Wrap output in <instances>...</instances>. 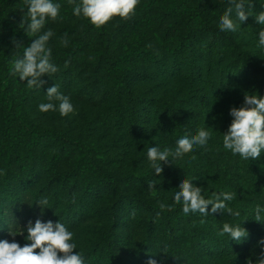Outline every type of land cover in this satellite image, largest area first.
Masks as SVG:
<instances>
[{
    "label": "rangeland",
    "instance_id": "1",
    "mask_svg": "<svg viewBox=\"0 0 264 264\" xmlns=\"http://www.w3.org/2000/svg\"><path fill=\"white\" fill-rule=\"evenodd\" d=\"M53 2L61 6L57 20H46L41 32L29 37L27 25H21L27 14L26 0H10L11 9H6L7 2L0 0V48L11 56L1 69L12 79L15 107L25 109L39 129L58 135L40 140L32 155L28 145L32 137L20 124L22 112L12 132L2 133L0 129V240H15L23 246L28 243L25 237L29 221H60L74 233L77 252L98 247L101 257L111 252L119 257V264H147L149 259H155L157 264H194L195 247L186 241L191 236L175 233L188 251L176 244L158 204L180 205L175 204L174 193L184 179L202 188L206 199L213 193H235V198L225 203L234 212L239 211V217L227 212L211 213L209 205L210 214L206 216L199 212L185 214L198 229L209 232L207 235L214 240L222 231L224 218L248 229L255 221L256 206L264 208V151L257 160H243L224 149L223 134L233 119L230 109L241 107L245 94L260 93L261 77L251 75L245 65L249 60L264 70V47L258 46L259 31L264 25L255 20L264 12V0H244V11L249 15L242 23L236 20L229 0H194L205 7L203 18L216 27L224 12L233 7L232 18L240 25L234 32L237 50L221 51L217 46L209 54L205 44L208 32L198 29L191 40L195 45L193 60L186 52L177 64L172 51L185 29L174 11L175 0H139L131 19L113 17L104 25L105 35L93 37L86 55L74 56L70 54L73 34L67 32H76L80 24L65 14L74 5L69 0ZM25 20L30 22L27 16ZM48 30L53 32L48 42L51 62L58 71L43 75L45 83L41 88H30L26 80L21 81L11 71L13 61L23 56V47L15 48L13 41L29 46ZM63 38L67 46L61 43ZM109 43L113 54H130L122 62L121 71L141 100L137 105L140 115L135 118L126 97L114 92L119 73L104 71L99 51ZM55 85L74 107L67 116L60 115L58 105L56 111L39 110L41 103L48 102L47 89ZM6 105L0 103V124ZM173 115V126L164 124ZM202 127L211 133L206 146H194L192 152L176 159L170 156L167 163L161 162L163 172L155 175L147 158L148 148L174 151L181 138L179 133L191 138ZM80 147L89 158H82ZM152 177L163 180L164 187L155 185V191H149ZM104 180L112 183L109 193L102 190ZM128 195L144 208L138 213H126L127 223L112 226L110 207ZM44 198L49 203L41 206L47 207L42 214L36 203ZM147 205L156 208L155 216L148 218ZM180 211L183 213L182 208ZM110 227L123 234V241L109 237ZM21 228L24 235H9V231L19 234ZM187 230L192 235L193 229ZM237 245L227 234L219 235L218 245L211 252L196 254L195 262L246 264L251 257L255 264L261 246Z\"/></svg>",
    "mask_w": 264,
    "mask_h": 264
},
{
    "label": "clouds",
    "instance_id": "2",
    "mask_svg": "<svg viewBox=\"0 0 264 264\" xmlns=\"http://www.w3.org/2000/svg\"><path fill=\"white\" fill-rule=\"evenodd\" d=\"M27 14L30 22H26L25 16L22 18L21 25H27L25 31L29 37L35 36L44 28L46 20H57L60 12V4L54 3L53 0H26ZM73 4V14L77 17L83 16L88 19L91 24L97 28L104 26L113 17H120L128 20L135 15V9L139 4V0H69ZM236 11V20L244 22L248 19V13L244 11V0H229ZM233 7H229L220 18V31L235 32L240 26L236 20L232 18ZM258 25H264V12L259 13L255 17ZM67 34H65L66 36ZM53 32L48 30L35 38L29 46H24L18 41H13L15 48L23 47V56L12 63V73L18 74L21 81H27L28 87H37L45 83L41 77L45 74L51 76L58 71L57 66L51 62V48L48 47L50 37ZM61 43L67 46V39L63 38ZM259 47H264V29L259 31ZM67 62L65 67H67ZM47 103H41L39 110L41 112L58 111L61 116H67L74 112V107L70 102V98L62 94L58 90V85L47 89ZM230 115L233 117L227 132L223 134V147L230 150L232 154H238L243 160H257L264 151V96L257 94L244 95L243 105L239 108L230 109ZM211 133L200 128L196 135L189 138L186 134L176 142L173 150L165 148L161 151L158 147L152 146L147 150V158L154 169L155 175L163 172L161 162L167 163L171 156L173 159L182 157L184 154L193 151L194 146L204 147L210 139ZM196 157L193 156L192 159ZM149 191H155V183L148 182ZM179 190L174 193L175 204L182 203V211L184 214L189 212H199L202 215H208L209 205H211V213L227 212L229 215L239 217V211H233L228 207L225 201H232L235 193L221 192L213 193L211 198L206 199L202 195V188L196 187L192 180L184 179L179 184ZM47 198L41 199L36 204L41 208V213L48 205ZM159 208L171 210V206L162 202H158ZM254 220L260 222L264 208L259 205L255 208ZM22 229V228H21ZM27 235L25 237L28 243L21 246L13 240L9 242L7 239L0 240V264H84L83 255L77 251V244L73 242L74 233L66 228V226L51 220L43 222L37 219L35 223L29 221L26 228ZM227 234L231 240L239 243L248 237L247 230L240 224L235 226L224 223L222 231L219 235ZM9 235H24V229L19 234H13L9 231ZM261 251L256 255L255 264H264V239L258 241ZM38 250V251H37ZM147 264H157L155 259H149ZM246 264H254L251 257L247 259Z\"/></svg>",
    "mask_w": 264,
    "mask_h": 264
},
{
    "label": "trees",
    "instance_id": "3",
    "mask_svg": "<svg viewBox=\"0 0 264 264\" xmlns=\"http://www.w3.org/2000/svg\"><path fill=\"white\" fill-rule=\"evenodd\" d=\"M7 2L6 9H11L10 7V0H5ZM77 3H79V0H76ZM173 6L176 7L174 9L175 12L179 15V18H181V24L184 26L185 33L184 36L178 37V46L175 47V49L172 51L173 53V61L177 64V59L183 54L186 53L189 55L190 60H193V52L194 47L193 43L191 42L192 36L198 31V29H205L208 33V37L206 38V45L208 47L207 51L209 54H211V49L213 47L218 46V50H232L233 53L237 50L236 48V41H235V34L234 32L220 31L219 27H216L206 21L203 18V13L205 12V7L202 5H196L194 0H175V3ZM65 14H67V18H76L79 20L80 29H78L76 32H67L73 34L71 36V47H70V54L75 55L79 53L80 55H86L88 52V48L93 40V37H100L101 35H105V28L104 26H101L97 28L93 24L90 23V21L86 18H84L82 15L77 17L73 14L72 10H66ZM107 44L106 42L104 45ZM112 43H109L108 46L103 47L102 51H99V54L103 55V65H104V71L106 73H112L113 71L118 72V79L114 83V92L115 94H120L126 97L129 108L131 111L132 118H135L136 116L140 115V112L138 111V102L141 100L134 95V91L132 87L129 84V81L126 80V78L123 76V73L121 71V64L123 61H127L129 59L130 54L125 55H117L112 53ZM11 60V56L8 54L7 50H4L3 48H0V103L6 105V111L4 112V115L2 116V121L0 124V129L2 133H10L12 132V127L14 124H16V121L18 120V116H20V112H22V115L20 117L21 121L20 124L25 126L24 132L30 133V136L32 137L29 141V151L32 155L35 153V148L38 142L44 138L46 139H55L58 135L57 133L53 131H43L38 128V125L33 123V121L30 120L29 113L21 108L20 106L15 107V98L14 93L11 91L12 88V79H10V76H8L5 72H3L1 69L4 65L9 63ZM71 62V61H69ZM245 67L247 68V71L251 75L260 76V96H264V70L258 69L257 67L253 66V64L248 60L246 61ZM118 92V93H117ZM169 110V109H167ZM175 116H171L170 119L164 120V124H172L175 121ZM20 125V126H21ZM147 130V129H145ZM45 133V134H44ZM179 135L184 137L182 133H179ZM80 155L83 159L89 158L87 156V152L85 149L80 147ZM151 182H154L155 185L158 188L164 187V181H160L155 179L154 177L151 178ZM112 183L109 180H104L103 185V192L109 193L111 191ZM11 190H13L11 188ZM101 192V193H103ZM144 208L140 204L136 203V200L132 196H126V198H119V200L116 202V205L109 209L110 213L109 216H111L112 219V226L116 224H122L127 223V219L129 214H126L128 212H140ZM182 208V205H174L171 206V210H168L165 208L162 210L161 215L163 217L164 223L166 224L167 230L169 233H171L172 240L176 241V244H181V241L178 242V237L175 235L182 234L185 236H188V234L191 236L190 239L186 240L187 242H191L193 247H195L193 250L196 251L193 255V261L194 264H197L195 262V255L199 252H211L214 248V246L218 245L219 242V235L218 239L214 240L211 239L207 234L209 232H205L204 230H200L196 227L195 223L191 219H187L184 213L180 211ZM126 209V210H124ZM147 209L150 211L148 218H151V216H155V209L152 208L150 205H147ZM160 209V208H159ZM229 223L230 225H237L232 221L231 219H223V223ZM264 224V219H261L260 222L254 221L250 225V227L247 230L248 237L241 242L237 243L233 241V245L237 244H244L246 245H256L258 241L261 239H264V227H261L260 225ZM243 227V226H242ZM187 228L193 229L192 235L188 232ZM174 230H177L179 232H174ZM116 229L114 227H110L108 231L109 237L111 239H120V241H123V234H120L119 232H115ZM175 236V237H174ZM222 242V241H221ZM235 243V244H234ZM237 243V244H236ZM220 245V244H219ZM238 246V245H237ZM98 247H95L93 250L86 249L83 252H79L83 255L84 258V264H119L120 259L118 256L113 255L111 252H108L104 254L102 257L97 253ZM182 249H187L185 247V243L181 244ZM246 248V247H245ZM181 249V250H182ZM186 252V251H184ZM187 253V252H186ZM97 257H94L96 256ZM89 261V262H88ZM97 261V262H96ZM87 262V263H86Z\"/></svg>",
    "mask_w": 264,
    "mask_h": 264
}]
</instances>
